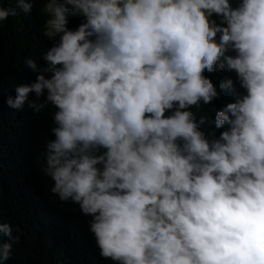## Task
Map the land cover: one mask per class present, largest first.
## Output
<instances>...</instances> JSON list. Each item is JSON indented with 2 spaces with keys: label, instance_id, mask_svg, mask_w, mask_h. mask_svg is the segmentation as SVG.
<instances>
[{
  "label": "clouds",
  "instance_id": "9594fccd",
  "mask_svg": "<svg viewBox=\"0 0 264 264\" xmlns=\"http://www.w3.org/2000/svg\"><path fill=\"white\" fill-rule=\"evenodd\" d=\"M16 2L31 12L33 0ZM46 8L59 37L42 56L51 75L26 59L38 74L7 104L57 109L45 174L52 193L92 218L101 257L264 264V0H49ZM17 14L0 6V22ZM74 16L83 22L72 30ZM218 71L236 79L220 85L233 102L215 105L211 124L223 131L210 139L208 117L190 109L219 97L205 76ZM15 239L0 223V262Z\"/></svg>",
  "mask_w": 264,
  "mask_h": 264
},
{
  "label": "trees",
  "instance_id": "16d2710c",
  "mask_svg": "<svg viewBox=\"0 0 264 264\" xmlns=\"http://www.w3.org/2000/svg\"><path fill=\"white\" fill-rule=\"evenodd\" d=\"M48 1L33 0L31 12L25 13L16 0H0V6L17 8L18 12L0 22V223L9 224L13 237H18L12 242L10 258L0 264H116L101 257L89 227L92 218L82 214L78 204L61 201L51 192L54 182L45 174L46 145L54 139L55 106L49 103L35 112L27 102L23 109L7 104L9 97H16L18 85L31 83L38 74L26 67V59L37 62L39 74L51 75L42 56L59 37L48 33ZM232 2L235 6L237 0ZM213 18L220 23L218 17ZM82 22L81 16L70 17L68 27L75 30ZM233 73L206 74L219 97L211 104L201 102L190 109L197 119L208 117L202 131L210 139L223 131L212 126V113L218 102H233V97L220 88L229 78L235 81ZM29 99L37 98L33 93Z\"/></svg>",
  "mask_w": 264,
  "mask_h": 264
},
{
  "label": "rangeland",
  "instance_id": "374dc122",
  "mask_svg": "<svg viewBox=\"0 0 264 264\" xmlns=\"http://www.w3.org/2000/svg\"><path fill=\"white\" fill-rule=\"evenodd\" d=\"M51 2H52V1H51ZM51 2H50V3H51ZM50 3H49V4H50ZM49 4H48V5H49ZM48 33H50L51 35H53V34L49 31V29H48Z\"/></svg>",
  "mask_w": 264,
  "mask_h": 264
}]
</instances>
